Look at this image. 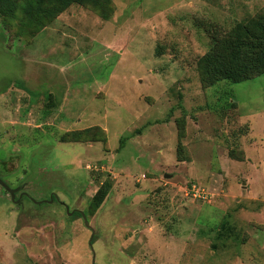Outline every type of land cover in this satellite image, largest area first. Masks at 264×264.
Segmentation results:
<instances>
[{
  "label": "rangeland",
  "instance_id": "1",
  "mask_svg": "<svg viewBox=\"0 0 264 264\" xmlns=\"http://www.w3.org/2000/svg\"><path fill=\"white\" fill-rule=\"evenodd\" d=\"M111 10L0 17V264H264V74L196 68L264 0Z\"/></svg>",
  "mask_w": 264,
  "mask_h": 264
},
{
  "label": "trees",
  "instance_id": "2",
  "mask_svg": "<svg viewBox=\"0 0 264 264\" xmlns=\"http://www.w3.org/2000/svg\"><path fill=\"white\" fill-rule=\"evenodd\" d=\"M73 4L96 11L103 20H107L112 12L111 0H0V17L8 19L20 10L30 22L35 18L58 15ZM196 68L202 81L210 85L219 81L238 84L264 74V16L248 21L241 36L233 30L226 37L216 39L210 52L198 59ZM81 136L65 134L61 142H81L78 141ZM110 188L107 182L100 185L90 199L91 211L103 203Z\"/></svg>",
  "mask_w": 264,
  "mask_h": 264
},
{
  "label": "water",
  "instance_id": "3",
  "mask_svg": "<svg viewBox=\"0 0 264 264\" xmlns=\"http://www.w3.org/2000/svg\"><path fill=\"white\" fill-rule=\"evenodd\" d=\"M6 188V187H5ZM7 189V188H6ZM8 190V189H7ZM10 193H12L13 191H11V190H8ZM83 220L85 221V218H84V216H83ZM85 225L87 226V223H86V221H85ZM92 239V238H91ZM90 239V240H91Z\"/></svg>",
  "mask_w": 264,
  "mask_h": 264
},
{
  "label": "built area",
  "instance_id": "4",
  "mask_svg": "<svg viewBox=\"0 0 264 264\" xmlns=\"http://www.w3.org/2000/svg\"><path fill=\"white\" fill-rule=\"evenodd\" d=\"M198 192V191H197Z\"/></svg>",
  "mask_w": 264,
  "mask_h": 264
}]
</instances>
